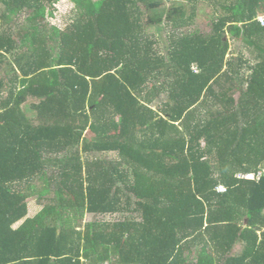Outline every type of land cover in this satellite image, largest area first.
<instances>
[{"label":"trees","instance_id":"1","mask_svg":"<svg viewBox=\"0 0 264 264\" xmlns=\"http://www.w3.org/2000/svg\"><path fill=\"white\" fill-rule=\"evenodd\" d=\"M61 1L0 0V264H264V0Z\"/></svg>","mask_w":264,"mask_h":264},{"label":"rangeland","instance_id":"2","mask_svg":"<svg viewBox=\"0 0 264 264\" xmlns=\"http://www.w3.org/2000/svg\"><path fill=\"white\" fill-rule=\"evenodd\" d=\"M165 9H168L169 7H171V3L167 2L165 3ZM74 9L75 6L73 3H71L69 0H62L61 2H59V4H57L56 8H55V16L53 18H49L50 24L51 26H56L60 29H64L71 21V16L74 14ZM21 24V23H19ZM199 30L201 33H206L209 32L210 28L203 22H199L196 21V23L188 28L185 29L184 32H189V31H197ZM170 30L169 29H165L163 30V32L157 33L155 30L152 31H148L147 34L154 36V38H158V40L160 41L159 45L157 46L158 51H161L164 55H166V51H167V39L166 37L170 34L169 33ZM235 44V43H234ZM232 44V48H231V52L230 56L233 55V53H235L236 58H238V54L236 53L237 51H240V43H236L235 45ZM246 59L250 60L252 63L255 62V57H253L251 54L246 53L245 54ZM7 67V66H6ZM5 66L0 68L1 72H7L8 69H6ZM33 100H31L28 104L32 103ZM29 108L25 107V110L27 111ZM29 115H33L34 113H29ZM105 159H107L108 161L110 160H115L117 159L115 154H108L104 156ZM41 185V184H39ZM37 187H39V189H41L40 186L37 185ZM44 203H47V200L44 201ZM44 207V204L40 203L39 201L36 200H31L29 201V216L33 218L34 216H36ZM126 218H130V219H137L138 221L140 220L139 217H136L132 214L129 213H118V214H106V215H95V214H86L84 217V224L87 223H92V222H118V221H123ZM19 225V224H18ZM243 249V244L242 243H238L236 245V250L234 251L235 254H240L241 251ZM196 253L193 255V257L190 258V260L192 261H196V254H197V250L195 251ZM103 264H108V263H103Z\"/></svg>","mask_w":264,"mask_h":264},{"label":"built area","instance_id":"3","mask_svg":"<svg viewBox=\"0 0 264 264\" xmlns=\"http://www.w3.org/2000/svg\"><path fill=\"white\" fill-rule=\"evenodd\" d=\"M261 21L263 22L264 19H261ZM248 178H254V175H249Z\"/></svg>","mask_w":264,"mask_h":264},{"label":"crops","instance_id":"4","mask_svg":"<svg viewBox=\"0 0 264 264\" xmlns=\"http://www.w3.org/2000/svg\"><path fill=\"white\" fill-rule=\"evenodd\" d=\"M236 250V247H235V249H234V251ZM235 254V253H234Z\"/></svg>","mask_w":264,"mask_h":264},{"label":"clouds","instance_id":"5","mask_svg":"<svg viewBox=\"0 0 264 264\" xmlns=\"http://www.w3.org/2000/svg\"><path fill=\"white\" fill-rule=\"evenodd\" d=\"M263 19V18H262ZM262 22V21H261Z\"/></svg>","mask_w":264,"mask_h":264}]
</instances>
